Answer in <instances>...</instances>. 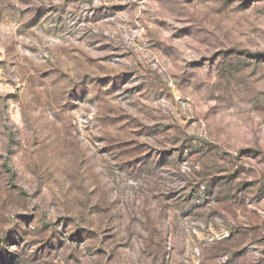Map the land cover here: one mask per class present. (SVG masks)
I'll return each instance as SVG.
<instances>
[{
    "label": "rangeland",
    "instance_id": "obj_1",
    "mask_svg": "<svg viewBox=\"0 0 264 264\" xmlns=\"http://www.w3.org/2000/svg\"><path fill=\"white\" fill-rule=\"evenodd\" d=\"M0 264H264V0H0Z\"/></svg>",
    "mask_w": 264,
    "mask_h": 264
}]
</instances>
